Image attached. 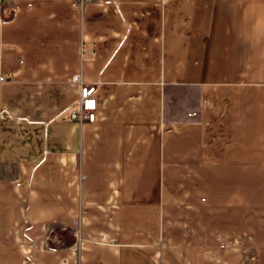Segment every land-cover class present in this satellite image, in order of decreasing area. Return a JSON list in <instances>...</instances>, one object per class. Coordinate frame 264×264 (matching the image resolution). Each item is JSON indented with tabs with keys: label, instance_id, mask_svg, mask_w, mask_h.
I'll list each match as a JSON object with an SVG mask.
<instances>
[{
	"label": "crops",
	"instance_id": "0c3cea01",
	"mask_svg": "<svg viewBox=\"0 0 264 264\" xmlns=\"http://www.w3.org/2000/svg\"><path fill=\"white\" fill-rule=\"evenodd\" d=\"M73 2L0 0V264H264V0Z\"/></svg>",
	"mask_w": 264,
	"mask_h": 264
},
{
	"label": "built area",
	"instance_id": "2783aa9c",
	"mask_svg": "<svg viewBox=\"0 0 264 264\" xmlns=\"http://www.w3.org/2000/svg\"><path fill=\"white\" fill-rule=\"evenodd\" d=\"M89 1L90 0H74L73 7L78 10L82 9ZM3 81H5V78L0 77V83ZM71 81L79 86V98L65 112L67 120L79 124L95 123L97 121L95 95L98 85L82 82L79 74L72 76Z\"/></svg>",
	"mask_w": 264,
	"mask_h": 264
}]
</instances>
